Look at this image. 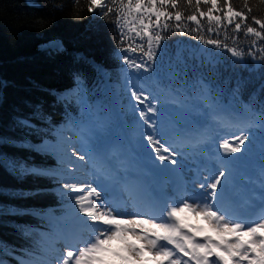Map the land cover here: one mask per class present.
Here are the masks:
<instances>
[{"label":"trees","instance_id":"obj_1","mask_svg":"<svg viewBox=\"0 0 264 264\" xmlns=\"http://www.w3.org/2000/svg\"><path fill=\"white\" fill-rule=\"evenodd\" d=\"M248 2L253 11L246 25L261 31L252 17L264 19V4ZM231 3L237 10L243 8V0ZM88 5L89 0H0V260L4 264L28 261L24 254L39 261L43 253H51L49 236L55 233L51 216L65 211L78 195H68L69 190L63 188L64 174L69 172L65 159L48 149L56 130L70 125L81 142L94 146L114 144L119 137L116 127L122 119L103 92L102 68L112 82L117 81L121 113L143 150L145 142L137 137L143 129L134 112L141 106L130 101L129 81L154 97L157 115L170 110L192 132L201 123L208 126L209 121H216L212 110L227 113L245 128L243 132L235 129L234 134L249 136L241 150L230 156L245 163L252 157L264 158V61L247 55L251 50L259 57L264 38L245 36L244 24L235 33L236 20L232 25L224 21L219 35L210 33L206 29L216 28L215 24L198 16L203 25L200 34L244 50V57L203 44L194 38L195 32L180 35L169 30L148 71L129 69L123 56L142 61L139 53L122 50L129 40L119 43L116 13L105 18L101 12L106 9L89 11ZM180 7L185 15L194 11L183 3ZM208 7L201 4L202 11ZM185 24L188 29L196 26ZM234 36L239 37L235 43ZM51 40L63 43L62 54H46L48 46L44 45ZM177 53L184 65L177 61ZM75 86L78 89L65 97ZM176 93L183 105L171 99ZM25 120L30 127L24 125Z\"/></svg>","mask_w":264,"mask_h":264},{"label":"snow or ice","instance_id":"obj_2","mask_svg":"<svg viewBox=\"0 0 264 264\" xmlns=\"http://www.w3.org/2000/svg\"><path fill=\"white\" fill-rule=\"evenodd\" d=\"M182 3L187 8H194L192 14H184L180 7ZM202 3L210 7L202 11ZM260 3L264 4V0H260ZM96 8L106 9L101 12L105 18L116 13L115 23L121 37L119 43L123 45L124 40H129L127 48L122 50L140 54L142 62H136L128 55L123 56L129 69L148 71L161 53L162 42L167 39L169 30L180 35L195 32L197 34L194 38L203 44L227 49L233 57H244V50L229 48L220 39H206L200 34L203 25L198 16L206 18L209 24H215L216 28L206 29L210 33L215 31L219 35L218 29L224 21L232 25L233 20H236L238 22L233 28L235 33H239L244 24L245 36L255 34L264 38V19L252 17L253 23L261 31L246 25L248 14L253 11L248 0H243V8L240 10L233 7L231 0H223L222 5L219 0H109L108 3L105 0H89L88 10L94 11ZM214 11L221 14L214 15ZM170 21L173 23H169ZM185 21L194 22L196 26L188 29ZM238 39V36H234L233 42ZM63 52L64 46L60 41L51 42L46 49L49 56ZM259 52V57L251 50L247 55L264 61V48L259 49ZM176 58L179 64L184 65L180 53L176 54ZM77 80L79 81V77ZM128 91L130 101L142 106L134 108V112L138 113L142 126L146 128L142 137L146 141V147L159 161L176 164V153L172 145L158 134L153 119L157 113V107L152 103L154 97L145 94L131 81ZM23 123L31 126L26 120ZM261 123L264 125V114ZM238 131L243 132V129L238 128ZM247 140L248 135L233 134V140L223 138L218 147L226 154L236 153ZM72 155H77L75 150ZM86 155L87 153L80 155L79 160H85ZM227 175L231 173L228 172ZM225 178L226 171L223 169L216 170L209 177L202 176L199 182V200L182 198L178 202L174 201L172 206H166L159 214L123 211L108 199L103 176L102 183L96 186L92 183H65L63 188L69 190L68 195L79 193L74 197V208L86 233L74 242L66 240L63 251L54 249L51 253H43V258L39 261H34L27 254H24L25 258L28 264H264V211L253 219L225 207L223 202L226 184H222ZM261 184H264V169L261 172ZM102 192L105 193L103 198ZM261 196L264 198V192ZM261 207L264 208V204ZM192 214L202 220L203 224L189 223L188 217ZM206 232L212 235H206ZM0 264H4L3 260H0Z\"/></svg>","mask_w":264,"mask_h":264},{"label":"rangeland","instance_id":"obj_3","mask_svg":"<svg viewBox=\"0 0 264 264\" xmlns=\"http://www.w3.org/2000/svg\"><path fill=\"white\" fill-rule=\"evenodd\" d=\"M49 44L50 42L46 43L44 46H48ZM110 89L112 90L111 87ZM112 92L114 93L115 96L110 100L111 102L116 101L118 99V90H115V91L112 90ZM173 98L177 99L178 102H182V99L177 95H175ZM153 119L155 120V123L157 125L158 134L162 135L168 141V144L172 145L173 150L176 153L175 156H177L180 160V161H177L176 164H173V168L176 169L180 173L181 178H182L181 181L185 183V184L182 183V185L185 186L186 189L192 188L190 190L199 191L198 189H199L200 178H195L192 175V169L190 167V163H192L194 160L192 156L187 152V149L189 148V146L187 145L186 147H183L180 149H178L176 146V140H177V137H175L176 127L172 128V126H174L176 123L175 117L171 115L169 118H167V117L162 116L161 114L159 115L156 114V116L153 117ZM218 120L222 121L221 126H217V124L215 123H213V125L212 124L210 125V128L212 127L215 128V132H213L214 133L213 136L215 139L214 145H215L216 156L209 159V161L210 162L213 161L216 164L217 170L218 169L225 170L226 175H227V166L225 164V161L231 160V161L239 162L238 163L239 167H238L236 175L231 176V177L226 176L225 181H222V182L226 184V188H229V189L239 186L236 190L235 198L236 197L240 198L243 201L249 198L247 202L245 201V204L243 205L242 209H250L252 213L251 218L256 217L259 213L264 211V208L261 207V205L264 204V198H262L261 196V193L264 192V184H261V172H262V169H264V158L258 159L256 157H252L251 159L247 161V163H245L243 161H239V160H236L235 158H232L229 153L228 154L224 153V150L222 148H219L218 145L223 142V138L227 136L233 137L235 129L241 128V126L240 124L237 123V120L235 118H233L230 115H227V113L224 114L223 116L219 115ZM123 122H125V120H123ZM181 125H184V124L181 123ZM142 127H143V133L138 132L137 134L138 140H143L142 137L146 131V128L144 126ZM242 129H245V128L242 127ZM186 131L187 129H183V135L185 134ZM59 134H60V139L57 145L52 144V143L51 145L53 146L54 151L56 153L60 152L61 155L64 156L63 158L68 164L69 172L65 173V175L69 178L67 183H75V184L92 183L94 186L101 184L102 183L101 176H98L95 173L92 174V172H89V173L87 172V176H79L77 174L78 171H81L84 169L96 171L97 168L95 166L96 164H101V161L109 162L113 160L114 166L121 173L120 177H125L127 170L130 171L129 172L130 174L133 173L134 163H136L137 165L136 173L140 172L143 175V177H147V178L152 177L153 171L155 173L156 170L157 171L160 170V171L168 172V173H170L171 171L173 172V170L167 171V168H164L161 166L164 163V161H159L158 159L155 158L154 153L148 147H146V141L143 140L145 142L144 146L146 147V149L144 150V153H142V155L139 154L138 151H134L131 148L132 143L130 142H132L134 138L133 139L131 138L127 130L126 123H122V127L119 128V133H118L119 137L115 140L114 144L112 143L111 145H101L100 147H103L105 149L103 150L100 156L98 154H100L101 149L96 148L95 151H92V150L89 151L88 155L86 156L87 158H85V160L83 161L79 160L78 158L80 155H82L83 152L80 151L79 149L78 150L74 149V147L76 146V143H78V140L80 141V139L79 138L78 140L76 138L73 139L71 137V131L68 130L67 128H65V130L60 131ZM205 136H209V133H205ZM86 142H89V141H86ZM81 144L82 145L85 144L86 145L85 147L88 149L87 144H90V143L81 142ZM55 146H59L57 147L58 149L55 150L56 148ZM48 149L52 150L49 146H48ZM60 149H63V150L59 151ZM191 149L195 150V148H191ZM73 150H75L77 156L72 155ZM125 157H128V160H126ZM78 162L84 165L85 168L79 169ZM126 163H128V165H126ZM103 166L105 167V164H103ZM153 177H156V176H153ZM103 186L105 187L106 190H109L106 188L105 178H103ZM113 188L114 187L110 188V190L114 191ZM98 190L100 189L98 188ZM115 190L118 191L117 188H115ZM85 191H87V189H85ZM244 193H246V195H244ZM181 195H183L181 199L189 198V197H191L194 200L200 199V198L195 199L194 197L188 194H186L185 196L184 193H182ZM132 201L134 200L131 199V196L126 194V196L123 197V201L120 205L121 209L123 211L129 212L130 209L132 208V205H131ZM228 204L229 203L226 202L225 206H229ZM248 205L250 207H247ZM72 208H74V199L70 202L68 208L63 212L62 216L58 217V219L55 221L52 219L54 225L57 226L58 229H61V234H62V235H57V234L55 235L58 237H61L65 241L68 240V238H71L70 242H74L75 239L77 238H76V235L70 229L72 225L68 219L69 216H66L64 214ZM256 208H258V210H257V213L254 215L252 212V209H256ZM162 209L164 208L162 207ZM162 209H160L159 212ZM191 220L196 221L195 214H192L191 216L188 217V221H191ZM57 221L62 223L65 227L63 228V227L58 226L56 224ZM68 224L71 226H69ZM57 245L59 246V248H61V251H63L64 243H60Z\"/></svg>","mask_w":264,"mask_h":264},{"label":"bare ground","instance_id":"obj_4","mask_svg":"<svg viewBox=\"0 0 264 264\" xmlns=\"http://www.w3.org/2000/svg\"><path fill=\"white\" fill-rule=\"evenodd\" d=\"M101 71H102V74H103V92H107L110 95L111 99H112L115 96L114 93L112 92V90H114V91L118 90V99L116 101L111 102V105H112L113 109L118 110L119 109V101L121 100V97H120V90H119V86L117 84V81L112 82L110 80V74H109V72L106 69L102 68ZM110 87L112 88V90L110 89ZM77 89H78L77 86L69 89L65 93L64 96L65 97H70L71 94L73 93V91L77 90ZM174 127H176V123H175L174 126H172V128H174ZM65 128H67L68 130L71 131V137L73 139L76 138L78 140V135L75 132L74 128L72 126H70V125H64L60 129L56 130V137L54 139H52L51 142H50L49 147L52 150H54V148L51 145V143L57 145V143H58V141L60 139V134L59 133H60V131L65 130ZM176 128L178 129L179 127H176ZM210 134H211V132H210ZM209 139L210 140L214 139L212 134H211V137ZM55 147H56L55 148V150H56V149H58L57 147H59V146H55ZM74 149L75 150L79 149L80 151H82L83 152L82 155H85V153H87V155H88V152L92 150V147L89 146L88 149L86 148L85 150H83V147H82L81 143L78 142V143H76V146L74 147ZM94 149H95V147H94ZM97 149H101V152L104 150V148L100 147V146L97 147ZM62 150L63 149H60L59 151H62ZM195 152H196V150H195ZM188 153L191 154V152H188ZM60 156H63V155H61V153H60ZM86 156H85V158H87ZM127 164L128 163H126V165ZM225 164L227 166V173L228 172L231 173V175H226V176H229V177L235 176L236 173H237L238 167H239L238 164L236 162H234V161H231V160L230 161L226 160ZM87 172L89 173L90 170L84 169V170L78 171L77 174L79 176H87ZM126 174H127L126 177H120L118 182H117V185L119 187L118 193L120 195L119 196V203L117 205L120 206L121 205L120 202L123 200V197L126 196V194H128V195L131 196L132 200H135L137 202V209L138 210H142V211H146V212H153L154 211L155 214H159L160 212L157 213V211L154 210V204L153 205H151V204L147 205L145 203H142V202L145 201V199H150L148 194L146 196H143L145 199L142 197V194L147 192L148 186L146 185V183H147L148 180H151V178L146 179L145 177H142L140 174H138L140 176L139 180L135 181L134 183H132L130 181V179L126 180L129 177V173L126 172ZM122 179L126 180V181L122 182L123 181ZM222 184H224V183L222 182ZM179 187L185 189V186H183L182 184ZM238 187L239 186H236V187L231 188V189L226 188L225 198L229 197L230 199L227 200V201L224 200L223 205L226 202H228L229 203L228 204L229 207L233 211H235L237 214L248 215V216L251 217V214H252L251 210L250 209H241L240 206H242L244 204V202L240 198H237V197L235 198V196H236L235 192H236ZM198 190L201 191L200 189H198ZM123 191H124V193H123ZM244 195H246V193H244ZM152 203H153V201H152ZM64 215L69 216L68 219H69V221H70V223L72 225V227H70V229L76 235L77 239L81 235H83V234H81V231L86 233V229L83 227L82 222L77 218V210H76V208H72V209L68 210ZM84 219H87V218L85 217ZM57 224L59 226L65 227L59 221L57 222ZM68 241H71V238H68Z\"/></svg>","mask_w":264,"mask_h":264},{"label":"flooded vegetation","instance_id":"obj_5","mask_svg":"<svg viewBox=\"0 0 264 264\" xmlns=\"http://www.w3.org/2000/svg\"><path fill=\"white\" fill-rule=\"evenodd\" d=\"M162 167H164L163 165H161ZM158 173L160 172V170L159 171H157ZM157 178H158V176H157ZM161 184H163L164 185V187H166V185L168 186V184H169V180L167 179L165 182L163 181V183H161ZM183 193H184V195L186 196V191H183ZM181 197H183V195H181L179 198H174L173 199V197L171 196V195H169L168 196V198H169V200H168V203H166V201L165 200H163V199H161L162 200V206L165 208L166 206H172L173 205V202L174 201H179L180 199H181ZM224 206H225V204H224ZM225 207H228V208H230L229 206H225ZM257 210H258V208H256V209H253V212L256 214L257 213ZM154 212V211H153ZM155 213V212H154ZM260 214V213H259ZM259 214L255 217V218H257L258 216H259ZM254 218V219H255ZM189 223H191L192 225H196V224H203V221L202 220H198L197 218H196V221H194V220H191V221H188ZM206 235H212V233H210V232H206L205 233Z\"/></svg>","mask_w":264,"mask_h":264},{"label":"water","instance_id":"obj_6","mask_svg":"<svg viewBox=\"0 0 264 264\" xmlns=\"http://www.w3.org/2000/svg\"><path fill=\"white\" fill-rule=\"evenodd\" d=\"M53 41H57V40H51L50 43L53 42ZM58 41H60V40H58ZM60 42H61V41H60ZM48 43H49V42H48ZM54 219H58V217H55Z\"/></svg>","mask_w":264,"mask_h":264},{"label":"built area","instance_id":"obj_7","mask_svg":"<svg viewBox=\"0 0 264 264\" xmlns=\"http://www.w3.org/2000/svg\"><path fill=\"white\" fill-rule=\"evenodd\" d=\"M176 127H179V124H178V122L176 121Z\"/></svg>","mask_w":264,"mask_h":264}]
</instances>
